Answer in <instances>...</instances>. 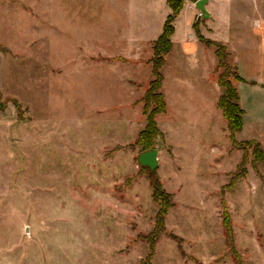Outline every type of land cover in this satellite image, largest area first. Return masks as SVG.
<instances>
[{
  "label": "rangeland",
  "instance_id": "1",
  "mask_svg": "<svg viewBox=\"0 0 264 264\" xmlns=\"http://www.w3.org/2000/svg\"><path fill=\"white\" fill-rule=\"evenodd\" d=\"M205 9L174 21L150 172L135 143L167 0H0V264H264V126L232 143L221 111L189 112L216 60L200 36L264 84V0ZM151 180L174 202L157 235Z\"/></svg>",
  "mask_w": 264,
  "mask_h": 264
},
{
  "label": "trees",
  "instance_id": "2",
  "mask_svg": "<svg viewBox=\"0 0 264 264\" xmlns=\"http://www.w3.org/2000/svg\"><path fill=\"white\" fill-rule=\"evenodd\" d=\"M185 0H167V5L170 13L167 15L163 24L162 32L159 37L152 43V56L150 59L152 67V79L149 81L147 88L141 98L143 106V114L146 117V124L144 129L139 133L135 144L142 147V153L153 150L152 144L157 139L162 138V132L156 124V118L159 115L167 112V105L164 95L162 93L163 76L161 69L165 64L166 56L172 49V35L174 33V21L184 6ZM195 3L198 0H188ZM199 40L207 47L213 48L216 57V73L217 81L222 89V94L217 102L218 109L222 112L223 119L226 124L227 136L234 143V137L242 130L244 111L239 105V97L237 87L229 80V73L235 83L243 82V79L237 72L235 65L229 64V53L225 46L203 39L201 36ZM225 74H227L225 76ZM145 141V143H143ZM257 148V147H256ZM255 150V149H254ZM261 153V151H260ZM255 160H258L256 158ZM145 168V167H144ZM148 169V168H147ZM150 171V170H149ZM151 172V171H150ZM154 172V171H152ZM243 175L237 171L232 176V179L242 178ZM152 197L158 205V213L156 215V223L154 234H159L163 227V218L169 208L174 207V202L170 194L166 193L160 181L151 180ZM224 234L227 236L228 243L230 237L228 236L229 227L226 222L223 223Z\"/></svg>",
  "mask_w": 264,
  "mask_h": 264
},
{
  "label": "crops",
  "instance_id": "3",
  "mask_svg": "<svg viewBox=\"0 0 264 264\" xmlns=\"http://www.w3.org/2000/svg\"><path fill=\"white\" fill-rule=\"evenodd\" d=\"M164 22H165V20H164ZM162 28H163V26H162ZM161 32H162V30H161ZM161 32H160V34H161ZM199 42L201 44H203L200 40H199ZM239 42L240 43L238 45H240L242 47V44L244 46H246L248 41L245 38L244 39L241 38L239 40ZM196 46L197 45H195L193 42V36H191V35L186 36V39L182 42V46L180 48V50L182 52L181 54L186 55L189 53V55L192 56L196 51ZM204 46H206V45H204ZM151 47H152V44H151ZM216 63H217V61L215 60L214 67L211 66L210 67L211 69L209 71V75H210V76H208L209 81H212L211 86L209 87L210 89H208V87L205 88V90L202 89L201 84H195L194 85L195 89L192 85H190V87L192 88L191 89L192 94L194 95L193 98L195 97V99L191 100L192 105L189 103L190 104L189 105V108H190L189 112L193 116V119H195L197 121H199L200 119H203L204 117H208L209 115H213L215 110L220 112V110L217 107V102L219 100L221 92H220V88L217 85V82H215V79H214V74H215V70H216ZM195 64H198V60L195 61ZM194 70H197V69H196L195 65H192L191 71H194ZM241 78L243 79V82H240V83H242V87L241 88L237 87V91H238V97H239V105H240L241 109L244 111L243 125L248 124V125H252V126H264V84L262 82H259L258 80L253 79V78H250V79H248V78L244 79L243 77H241ZM240 83H239V85H240ZM209 91L211 92L210 96H209ZM164 98H165V96H164ZM165 102H166V100H165ZM242 129H243V126H242Z\"/></svg>",
  "mask_w": 264,
  "mask_h": 264
},
{
  "label": "water",
  "instance_id": "4",
  "mask_svg": "<svg viewBox=\"0 0 264 264\" xmlns=\"http://www.w3.org/2000/svg\"><path fill=\"white\" fill-rule=\"evenodd\" d=\"M208 0H198L194 3L196 9H198L203 17H208V14L205 9V5ZM138 163L140 166L148 168L151 172L154 171L157 167V151L151 150L145 153H142L138 157Z\"/></svg>",
  "mask_w": 264,
  "mask_h": 264
}]
</instances>
